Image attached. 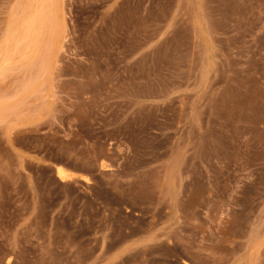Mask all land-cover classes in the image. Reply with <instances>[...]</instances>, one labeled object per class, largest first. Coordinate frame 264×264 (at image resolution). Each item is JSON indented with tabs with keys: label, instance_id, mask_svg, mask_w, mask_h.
<instances>
[{
	"label": "rangeland",
	"instance_id": "374dc122",
	"mask_svg": "<svg viewBox=\"0 0 264 264\" xmlns=\"http://www.w3.org/2000/svg\"><path fill=\"white\" fill-rule=\"evenodd\" d=\"M0 264H264V0H0Z\"/></svg>",
	"mask_w": 264,
	"mask_h": 264
},
{
	"label": "bare ground",
	"instance_id": "6f19581e",
	"mask_svg": "<svg viewBox=\"0 0 264 264\" xmlns=\"http://www.w3.org/2000/svg\"><path fill=\"white\" fill-rule=\"evenodd\" d=\"M20 13V12H19ZM46 34V33H45ZM47 53V52H46ZM43 56V55H42ZM31 71V70H30ZM37 71H38V66H37ZM36 72V71H35ZM42 79V78H41ZM23 90V89H22ZM58 175L62 178L66 177V173L64 170H62L61 168L58 169Z\"/></svg>",
	"mask_w": 264,
	"mask_h": 264
}]
</instances>
